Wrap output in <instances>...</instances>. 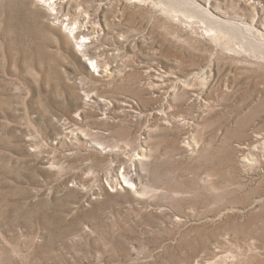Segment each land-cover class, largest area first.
<instances>
[{"label": "rangeland", "instance_id": "374dc122", "mask_svg": "<svg viewBox=\"0 0 264 264\" xmlns=\"http://www.w3.org/2000/svg\"><path fill=\"white\" fill-rule=\"evenodd\" d=\"M196 1L0 0V264H264V0Z\"/></svg>", "mask_w": 264, "mask_h": 264}, {"label": "bare ground", "instance_id": "6f19581e", "mask_svg": "<svg viewBox=\"0 0 264 264\" xmlns=\"http://www.w3.org/2000/svg\"><path fill=\"white\" fill-rule=\"evenodd\" d=\"M169 1L171 3H174L177 7H181V8H183L185 10H188V11H190L192 13L198 14V16L200 15L204 19L212 22L213 24H215V25H217V26H219L221 28H225V29L231 30V31L234 30L236 33L237 32H241L240 31L241 27L239 26V24L236 21L231 20L229 18H223L219 14L215 13L216 10L210 9V7H211V5H210L211 3L210 2H207L206 3L207 6H205V5H202V4L198 3V1H196V0L195 1L194 0H169ZM44 2H45V5L49 9L56 11V7H57L56 0H44ZM88 13L89 12H85V15H84V18H83V20L85 19L86 21H82L81 19H78L75 23L71 24L70 26H69V24L71 22L69 21V19L68 18H64L65 20H68L67 21V25L65 26V29H67V30L69 29L70 35L72 34L73 37H84V38H87V39L89 38V40H92V38L94 36H88V35L86 36L85 34L81 35L85 31H88L89 27H92V26H97L98 27V26H100L98 24V21H96L94 19H91L90 16L88 15ZM63 22H65V21H63ZM212 29H214V28H212ZM215 32H217V31H215ZM237 34L240 35V33H237ZM242 34H241V36H242ZM78 42H79L80 46H83L86 43L85 40H81V41H78ZM81 50L85 51V48L83 47ZM97 56L98 57L95 58V59H92V56L90 57L91 62L94 65L95 69L98 70L99 72H102L103 70H105L108 73L110 67L107 66L108 68H106V67L103 68V66H102V63H103L102 61L103 60L100 58L101 54H99ZM155 72L158 73V74H161V77H165L164 73L163 74L159 73L156 70H155ZM139 158H140V156L136 155V157H134V160H137ZM134 165L135 164L133 163L132 170L135 169ZM130 173L129 174H124L125 180H126V182H130V183L134 184L133 176H131Z\"/></svg>", "mask_w": 264, "mask_h": 264}]
</instances>
